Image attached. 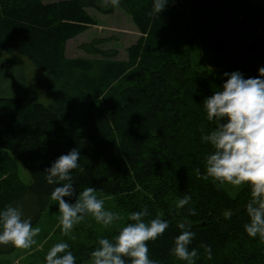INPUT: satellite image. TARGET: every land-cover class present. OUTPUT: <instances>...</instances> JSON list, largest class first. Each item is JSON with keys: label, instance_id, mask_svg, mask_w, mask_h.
I'll return each mask as SVG.
<instances>
[{"label": "trees", "instance_id": "trees-1", "mask_svg": "<svg viewBox=\"0 0 264 264\" xmlns=\"http://www.w3.org/2000/svg\"><path fill=\"white\" fill-rule=\"evenodd\" d=\"M121 3L139 34L126 49V59L116 60L115 51L93 45L82 46L92 58L66 59L67 42L95 25L87 10L110 15L114 6H105L103 0H0V68L14 64L8 56L27 59L48 77L53 99L43 106L23 85L13 98L1 95L13 90L14 83L0 88V211L26 201L38 214L45 213L55 202L50 199L54 188L70 182L75 193L93 187L96 194L112 197L128 217L147 208L144 222L157 217L167 221L165 233L147 243L151 260L168 256L175 238L188 230L195 233L193 238L206 233L204 245L217 248V258L205 264H264V241L249 237L244 229L250 186L221 187L202 178L205 157L213 149L202 141L200 129L210 133L216 126L207 120L203 103L223 90L228 77L205 67L193 69L189 63L177 80L173 67L181 50L179 37L192 19L225 73L261 78L263 7L258 0H169L160 14L149 16L153 0ZM166 103L175 115L164 112ZM157 113L163 115L158 137L135 139L140 126L149 125L146 117L153 119ZM177 116L180 124L172 129ZM73 149L80 160L70 172L71 181L49 185L45 169ZM14 162L24 167L31 185L17 179ZM140 166L144 169L137 171ZM185 195L192 197L190 204L176 208ZM180 222L185 229L178 227ZM68 245L75 264L92 259L99 246L98 240ZM6 252L7 245H0V255ZM124 260L131 263L128 257Z\"/></svg>", "mask_w": 264, "mask_h": 264}, {"label": "clouds", "instance_id": "clouds-1", "mask_svg": "<svg viewBox=\"0 0 264 264\" xmlns=\"http://www.w3.org/2000/svg\"><path fill=\"white\" fill-rule=\"evenodd\" d=\"M119 0H103L105 6L117 5ZM169 0H153V10L148 15L160 14ZM228 77L223 90L215 92L204 100L203 106L208 121H215L216 126L210 133L201 127V139L209 144L213 152L206 155V175L204 180L212 179L221 187L225 184L233 187L250 186V199L246 205L249 222L244 225L251 238L259 236L264 241V67L259 69L261 78L244 79L241 73H225ZM80 154L77 149L60 156L53 165L45 169L46 182L49 185L71 181L70 172L78 167ZM200 177V169H196ZM96 189L86 187L79 193L76 202H66L65 197H73L75 188L72 183H63L54 188L50 199L58 202L62 232L68 236L75 225L86 215L105 226L119 220V214L104 209V200L96 195ZM192 197L185 195L178 199L176 208L189 205ZM190 215H196L194 208H189ZM148 209L133 212L130 223L123 227L114 241L101 238L98 247L92 251L91 264H125L124 257L131 259V264H157L149 259L147 243L155 241L169 228V223L157 217L144 222ZM185 229L183 222L178 224ZM39 227H33L30 220L22 219V210L9 206L0 211V245L11 244L16 248H30L35 244ZM195 233L184 230L175 238L174 255L188 264H193L198 251H189V245ZM208 258L212 251L208 245H202ZM66 242L51 247L45 259L46 264H75V256L68 250Z\"/></svg>", "mask_w": 264, "mask_h": 264}, {"label": "rangeland", "instance_id": "rangeland-1", "mask_svg": "<svg viewBox=\"0 0 264 264\" xmlns=\"http://www.w3.org/2000/svg\"><path fill=\"white\" fill-rule=\"evenodd\" d=\"M48 1L57 0H46V2ZM258 1L264 9V0ZM87 12L95 21V25L77 38L67 42L65 48L66 59L92 58L90 55L86 54L85 50L82 49V46L93 45L101 50L115 51L116 60H125L126 49L137 41L139 34L133 26L127 11L121 3V0H119L118 4L114 6L113 12L110 15H101L92 9H88ZM186 29L187 33L182 32L179 37L181 50L173 62L175 78L177 80L182 79L185 70L190 65L189 63H191L190 66L193 69L205 67L214 72L220 78H224V68H222L221 65H217L215 62V55L212 52L207 51V47L205 46L206 40L200 36L198 31L199 28L193 23L192 19L187 20ZM209 58L212 59V62ZM6 60H12L14 64L11 63L8 66L4 65L3 68H0V88L3 89L4 87L2 85H5L6 83L9 84L11 82L14 83V88L13 90H8L6 94H2V97L13 98L17 96L18 93L22 91L20 87L23 85V89L31 90L38 95L37 100L43 106H48L53 102V99L48 96L49 91L47 86L49 84V80L44 72L34 67L30 61L23 57L8 56ZM170 84L173 85L172 82H170ZM174 100L175 98H172L170 101L174 102ZM166 105L167 103L164 104V106ZM168 107L169 105L165 107L164 112L167 113L168 111H172L175 115V109ZM146 115H148V112ZM161 119H163V115L159 113H157L153 119L146 117L149 125H141L140 128H142V130L136 135L135 139H138V137L141 136H148L150 134L158 137V134L162 132L161 128L157 129V125ZM179 124V117L177 116L173 120L172 129L178 127ZM161 127L163 126L161 125ZM14 165L17 179L23 185H31V179L24 167L19 162H14ZM2 166L3 165L0 163V168ZM4 167L6 170H11L10 165H6ZM143 169V166H140L136 170L141 171ZM78 195L79 194L76 193L73 197H65V200L66 202L74 204ZM97 197L104 200V209L106 211L119 214L120 219L114 221L109 226H105L102 223L96 222L94 217L91 215H86L79 224L74 226L68 236L63 234L59 223L60 213L57 201L53 203L47 212H42L41 214H38L36 209L32 208L29 202H21L17 208L22 210V219L30 220L32 226L34 228L39 227L41 231L34 238L36 242L30 248H16L13 245L8 244L7 252L0 255V264H46L45 257L48 251L57 243H75L77 241L87 243L88 241H99L101 238L109 240L114 239V237L109 236V234L118 232L122 230L123 227L127 226L129 224V217L126 213L120 211L116 207L112 197L101 195H98ZM205 235L206 233L203 236ZM203 236L193 238L191 241L192 244L190 243L189 245V251L192 249H196L198 251V256L194 258L193 264H197L196 261H198L199 264L212 263V260L217 258V248L214 246H210L212 257L211 259L208 258L204 247H202V245H204L202 241L204 238ZM207 243L210 242L206 239L205 244ZM174 246L175 245L170 248L171 250L169 251V255L177 258L173 253ZM169 255L164 258L160 257L156 260L157 264H175L178 263V261H182V264H188L187 261L175 259ZM152 259H156L155 256ZM91 261L92 259L85 264H91Z\"/></svg>", "mask_w": 264, "mask_h": 264}]
</instances>
